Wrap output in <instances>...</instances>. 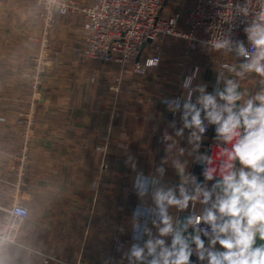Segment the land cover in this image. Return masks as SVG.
Segmentation results:
<instances>
[{
    "label": "crops",
    "instance_id": "1",
    "mask_svg": "<svg viewBox=\"0 0 264 264\" xmlns=\"http://www.w3.org/2000/svg\"><path fill=\"white\" fill-rule=\"evenodd\" d=\"M70 1L79 7L94 5V0ZM193 2L165 0L164 12L183 13ZM22 3V0H0V117L7 121L0 125V145L14 150L17 156L9 165V171L18 170L32 183L57 176L70 181L64 200L50 210L48 233L40 237L55 257L56 262L50 261V264H128L125 254L136 242L131 227L132 212L141 201L133 187L136 171L127 161L133 157L137 171L145 175L161 166L165 156L164 133L175 135V129L169 126L173 120L177 128L182 126L180 115L168 111L162 102L184 95L178 80L183 72L181 66L188 62L200 65L194 85H206L207 91L213 92L217 69L231 56L205 47L198 50L194 60L188 61L189 56L179 40H165L158 46L160 58L163 55L162 64L146 76L145 82L133 88L130 84L119 93V86L112 81L106 91L107 107L106 104L101 107L95 104L96 99L105 98L101 90L103 77L98 72L100 66L80 60L78 54L85 47L80 43L83 16H61L45 28L43 19L25 18L34 3ZM42 41L46 42L45 64L50 60L52 66L42 67V100L39 104L36 102L33 110L36 140L29 143L27 156L22 161L21 143L11 125L27 108L24 104L27 105L30 96L22 94L20 84L28 80L18 78V73L32 68V63L35 64L32 59L41 52ZM14 51L21 53V64L15 68L5 59ZM235 62L242 61L230 59L229 63ZM241 87L255 92L260 87L259 78L254 76L251 80L249 77L241 81ZM82 96L86 102L80 106ZM213 128L208 126L200 153H206L205 147L210 143L216 144ZM188 134L186 129L184 136L177 139L181 147L190 150ZM181 160L188 161L189 173L199 182L209 187L215 182L204 181L203 166L196 162L195 155L189 156L186 152ZM163 166L166 169L163 183L169 187L178 185L180 180L174 169L170 164ZM90 182L97 187L89 189ZM88 196L91 201L85 210ZM199 208L197 205L195 211ZM191 209L190 206L189 210L179 213V217L187 216ZM166 239L170 243V238ZM205 243L207 245V238ZM194 258V264H200Z\"/></svg>",
    "mask_w": 264,
    "mask_h": 264
},
{
    "label": "clouds",
    "instance_id": "2",
    "mask_svg": "<svg viewBox=\"0 0 264 264\" xmlns=\"http://www.w3.org/2000/svg\"><path fill=\"white\" fill-rule=\"evenodd\" d=\"M249 5L247 0L237 6L245 17L252 13L244 27L248 46L220 32L206 42L211 52L242 62L221 64L213 92L194 85L197 69L182 81V97L162 101L168 111L180 115L182 126L177 128L173 120L169 126L175 135L164 133L161 166L145 175L137 171L133 157L127 161L136 171L133 187L141 201L132 212L136 242L125 254L128 264H194L193 256L200 264H264V0H258L255 11ZM69 8L70 0H36L25 18L51 24ZM96 49L94 44L93 54ZM5 59L14 68L21 64L16 51ZM159 62V57L148 56L138 70L145 73ZM47 66H52L50 60ZM37 68L18 73V78L35 82L41 74ZM249 76L259 78L255 92L241 87ZM6 122L0 117V125ZM208 126L215 127L213 155L200 153ZM186 129L190 150L177 139ZM186 152L203 166L204 181H215L211 187L189 173L188 161L181 160ZM16 160L14 150L0 145V264H49L55 257L40 237L48 233L50 210L64 200L70 181L57 176L32 183L18 170L9 171ZM165 164L179 177L178 185L163 183ZM96 187L92 183L88 188ZM190 206L194 211L181 219L178 214Z\"/></svg>",
    "mask_w": 264,
    "mask_h": 264
},
{
    "label": "built area",
    "instance_id": "3",
    "mask_svg": "<svg viewBox=\"0 0 264 264\" xmlns=\"http://www.w3.org/2000/svg\"><path fill=\"white\" fill-rule=\"evenodd\" d=\"M164 1L94 0V5L91 7H79L70 2V8L63 16L80 14L85 20L81 27L85 47L79 58L84 61L113 65L120 70V73L126 66L133 64V73L145 76L159 66L145 73L138 70L148 56L159 57L160 61L159 47H153L159 40L176 39L184 42L185 52L188 56L193 54L199 46L208 49L206 42L210 41L216 32L229 35L233 40H241L245 46H248L244 27L251 20L252 13L250 12L249 16L245 17L237 11V6H244L247 0H194L193 6L189 10L176 14L164 12ZM257 3L258 0H250L249 6L253 11L256 10ZM105 6H107V11H105ZM94 13L96 18H94ZM45 23V28H47L49 23L46 21ZM41 43L42 50L37 58L39 66L37 70L40 73L43 72L42 67L46 66L44 65L46 54L43 49L46 42L42 41ZM94 44H97L100 49H96L93 54ZM146 49H151L155 53H148L145 51ZM234 55L233 53L232 56L234 57ZM181 67L183 72L180 75L179 83L180 89L184 93L181 88L184 78L198 69L197 79L201 68L198 64L187 63ZM30 85L31 92L33 90V93H40V78ZM33 97L34 99L31 98V101H35V103L28 109V113L31 114L27 120L29 122L32 120L34 124L36 122L33 110L37 104V97L36 95ZM31 125L29 124L28 127ZM213 129L215 130V127ZM26 146L27 143L20 145L22 161L25 160ZM215 146V143L207 145L205 147L206 154L213 155ZM103 152H105V148H103ZM192 211L191 209L187 216Z\"/></svg>",
    "mask_w": 264,
    "mask_h": 264
},
{
    "label": "trees",
    "instance_id": "4",
    "mask_svg": "<svg viewBox=\"0 0 264 264\" xmlns=\"http://www.w3.org/2000/svg\"><path fill=\"white\" fill-rule=\"evenodd\" d=\"M83 37V36H82ZM166 40H170V39H166ZM158 42V41H157ZM155 42V44L157 43ZM82 45L85 46V42H84V39L81 38V42H80ZM185 49V43L180 41L179 42ZM200 48H205V47H199L193 54L189 55V58H188V61H192L194 60V58L197 56V53H198V50ZM207 49V48H205ZM209 50V49H207ZM146 52L148 53H155L153 52V50L151 49H146L145 50ZM210 51V50H209ZM83 51H80V54L82 53ZM77 54V55H78ZM233 57V56H232ZM31 59L29 60V62H31ZM230 59H232L231 57H229V60H226L225 62L226 63H229L230 62ZM81 60V59H80ZM233 60V59H232ZM84 61V60H82ZM187 61V62H188ZM97 63V62H96ZM189 64H191L190 62H188ZM99 64V74L101 75V77H103V85L101 86V90H102V95H104L105 98H103V100L107 101V93L106 91L108 90V85H112V81H113V85H116V86H119V93H122V91L127 87V86H131L130 84H133L132 85V88L133 86L137 85V84H140L142 82H145V80L147 79L146 76L149 75V73H147L145 76H140V75H136L133 73V64L131 65H128L125 67L124 71H122L120 73V70H119V74H117L118 72V69L117 67L113 66V65H104V64H100V63H97ZM162 64V59L160 58V64ZM117 69V70H116ZM114 71L116 72V74H114ZM42 77V76H41ZM119 77V78H118ZM251 78V80L253 79L254 80V76H249ZM248 77V78H249ZM105 78V79H104ZM118 78V79H117ZM41 79V78H40ZM247 79V78H246ZM127 80V81H126ZM130 81V83H129ZM244 81V80H243ZM147 83V82H146ZM20 87H21V92L24 96L26 97H29L30 96V93H29V83L28 82H24V83H21L20 84ZM105 93V94H104ZM27 105L24 104V107L26 108ZM27 109V108H26ZM25 109V110H26ZM25 110H23L22 112H26Z\"/></svg>",
    "mask_w": 264,
    "mask_h": 264
},
{
    "label": "rangeland",
    "instance_id": "5",
    "mask_svg": "<svg viewBox=\"0 0 264 264\" xmlns=\"http://www.w3.org/2000/svg\"><path fill=\"white\" fill-rule=\"evenodd\" d=\"M2 1V0H1ZM23 1V3L22 4H24V3H27V2H29V3H34L35 4V2H36V0H22ZM70 2H72V1H70ZM73 3H75V2H73ZM75 4H77V3H75ZM51 24H49V26H50ZM165 40L166 39H163V40H159L156 44H154L153 45V47H160L161 45H162V43L163 42H165ZM27 41V40H26ZM160 50V49H159ZM21 54V53H20ZM79 56H80V54H79ZM163 57V55H161V59H163L162 58ZM38 58V57H37ZM37 58H33L32 59V61H34L35 62V64L33 65V63H32V68H37V66H38V64H37V61H38V59ZM47 64L48 63H46L45 64V62H44V65H46L47 66ZM177 67H178V69H179V65H177ZM39 68V67H38ZM28 70V69H27ZM43 73V72H42ZM41 76L42 75H40V77L39 78H41ZM179 78H178V80L180 81V74H179V76H178ZM28 83H29V85H30V83H32L30 80H28L27 81ZM179 84V83H178ZM29 93H30V98H29V100L27 101V109H29L31 106H32V104L33 103H35V101H31V98H32V100L34 99V97L33 96H35L36 95V97H37V103L39 104V100H42V98H41V94L40 93H38V92H36V93H33V90H32V92H31V85H30V87H29ZM137 94H139V93H137ZM83 95V94H82ZM84 99H86V98H84L83 96L80 98V106H81V104L83 103L84 104V102H86V101H84ZM90 102H94V101H92V100H89ZM95 104L96 105H100L101 107H103L105 104H106V107H107V101L105 100H102V99H96V101H95ZM85 105H86V103H85ZM30 114L31 113H28V110L26 111V112H22L21 114H20V116L18 117V119L16 120V121H14L13 123H12V125L11 126H13V128L15 129V133H16V135L19 137V142L18 143H27V146H26V148H25V155L27 156V153H28V150H29V143H35V141L34 140H36V139H34L35 138V131H34V128H36V123H32V120L29 122V120H27V118L28 117H30ZM29 115V116H28ZM35 121H36V119H35ZM28 123V124H27ZM29 124H32L31 126H29L28 127V125ZM32 136V137H31ZM4 140V139H3ZM5 141V140H4ZM6 142V141H5ZM4 142V143H5ZM1 143V142H0ZM93 183V182H92ZM91 182H90V184H92ZM89 197V196H88ZM90 201H91V197H89L88 198V200L87 201H85L84 202V205H85V210H87V208H88V206H89V204H90ZM90 218V217H89ZM88 218V219H89ZM88 235H90V234H88ZM81 241V243H82V241H83V239L82 240H80ZM81 245V244H80ZM51 261V260H50ZM49 261V264L50 263H52V262H56V261H52V262H50ZM69 264H76V263H69ZM80 264V263H79Z\"/></svg>",
    "mask_w": 264,
    "mask_h": 264
},
{
    "label": "water",
    "instance_id": "6",
    "mask_svg": "<svg viewBox=\"0 0 264 264\" xmlns=\"http://www.w3.org/2000/svg\"><path fill=\"white\" fill-rule=\"evenodd\" d=\"M165 2V1H164ZM186 217V216H185ZM184 217H182L181 219H183ZM205 239V238H204ZM192 259V261L195 263V258H194V256L191 258Z\"/></svg>",
    "mask_w": 264,
    "mask_h": 264
}]
</instances>
